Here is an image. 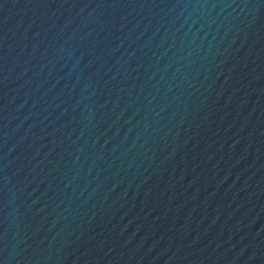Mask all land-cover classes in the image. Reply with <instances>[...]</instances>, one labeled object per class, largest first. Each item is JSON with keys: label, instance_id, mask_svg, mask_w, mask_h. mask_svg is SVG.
<instances>
[{"label": "water", "instance_id": "95a60500", "mask_svg": "<svg viewBox=\"0 0 264 264\" xmlns=\"http://www.w3.org/2000/svg\"><path fill=\"white\" fill-rule=\"evenodd\" d=\"M0 264H264V0H0Z\"/></svg>", "mask_w": 264, "mask_h": 264}]
</instances>
